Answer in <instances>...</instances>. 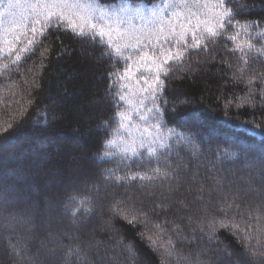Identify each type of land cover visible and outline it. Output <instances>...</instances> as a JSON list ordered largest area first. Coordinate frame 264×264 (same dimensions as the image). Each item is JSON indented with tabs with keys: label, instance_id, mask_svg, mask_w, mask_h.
Masks as SVG:
<instances>
[{
	"label": "trees",
	"instance_id": "16d2710c",
	"mask_svg": "<svg viewBox=\"0 0 264 264\" xmlns=\"http://www.w3.org/2000/svg\"><path fill=\"white\" fill-rule=\"evenodd\" d=\"M98 3L147 16L162 0ZM225 6L235 12L232 26L171 65L155 104L145 102L159 113H139L156 117L146 123L127 104L117 107L126 65L98 40L51 29L18 63L15 52L0 58V197L8 200L0 207V264H260L250 252L264 253V0ZM236 45L242 50L232 51ZM123 83L138 106L132 93L143 84ZM117 111L132 114V137ZM156 123L170 150L159 159L121 152L137 126ZM72 168L82 176L71 177ZM145 174L154 179L130 178ZM180 192V201L163 202ZM150 199L158 201L147 208ZM55 203L68 212L58 228L43 217Z\"/></svg>",
	"mask_w": 264,
	"mask_h": 264
},
{
	"label": "snow or ice",
	"instance_id": "6c2138e0",
	"mask_svg": "<svg viewBox=\"0 0 264 264\" xmlns=\"http://www.w3.org/2000/svg\"><path fill=\"white\" fill-rule=\"evenodd\" d=\"M209 4L212 5L211 8H208ZM225 4L226 0H162V4L153 5L146 16L140 7H121L117 10L115 6L111 8L102 6L98 0H25L24 3L21 0H8L7 4L0 0V8H2L0 10V58L11 57L15 52V60L11 63H18L22 53L29 52L30 47L38 44L37 37L45 35L51 29L70 32L81 38L98 40L111 49V54L118 61L126 65L122 73L117 76L121 82L120 88L127 89L123 94L118 95L117 107L119 108L121 102L127 104L130 108H134L139 120L146 123L149 119L156 117L139 115V113L146 108L145 102L149 97L155 104L156 97L159 95L158 90L163 85L161 77L168 75L171 65L182 62L187 50L199 49L204 38L218 37L227 26H232L235 12ZM236 23L240 24L239 21ZM241 27L246 31L248 27H252V24H242ZM29 31L30 38H28ZM6 36L11 39L5 40ZM189 36L193 41L191 44H188ZM22 37L27 38V44L17 48V44L24 42ZM228 39L235 41L236 36H230ZM181 48L184 50H180ZM238 50H242L240 45L232 49L234 52ZM3 67L7 68L8 64ZM115 74V72L108 73L110 87ZM125 80H134L137 86L143 84V87H138L135 93H132L138 99V106H134L133 101L129 99L132 89L130 85L123 83ZM146 111L159 113L158 108H146ZM116 116L120 128L132 137L133 133L126 127V122L127 125L132 123V114L117 111ZM256 127L259 128V126ZM136 131L139 135L124 142V147L121 149V152L129 158H140L141 150H144L149 157L159 159L162 150H170L167 138L161 134L160 123L142 128L137 126ZM107 143L119 147L115 141L109 140ZM110 155L111 153H105V156ZM152 171L160 173L159 168ZM130 178L152 180L154 176L145 174ZM0 201H2L0 207L8 202L6 197H0ZM74 201L79 204L85 203L83 200L76 201L75 197L70 198L69 203ZM5 219L27 223L30 218L18 219L15 215H10ZM250 255L253 257L258 255L260 264H264V253L250 252Z\"/></svg>",
	"mask_w": 264,
	"mask_h": 264
},
{
	"label": "rangeland",
	"instance_id": "374dc122",
	"mask_svg": "<svg viewBox=\"0 0 264 264\" xmlns=\"http://www.w3.org/2000/svg\"><path fill=\"white\" fill-rule=\"evenodd\" d=\"M249 7L250 8H256V7H261V4H258V3H249ZM189 149H190V147H188ZM224 153H226V152H222V154L224 155ZM209 154V152L208 151H206L205 152V156H207ZM232 167H234V168H238V165H232ZM79 172H81V171H79V168H72L71 169V177H74V176H76L77 175V173H78V175H81V173H79ZM82 176V175H81ZM71 184V183H70ZM99 184L101 185V188H102V190L103 191H105V189L107 190L108 189V186H107V184L106 183H104V182H102L101 183V181L99 180ZM184 186H186V185H184ZM75 187V189H83L84 188V186H83V184L81 183V184H78L77 185V187H76V185L74 184V185H72V186H70V188L69 189H71V188H74ZM185 188H186V190H185ZM184 188V192L186 193V194H188V192L189 191H191L190 189H192L191 188V185L189 186V187H185ZM188 188V189H187ZM176 189H174V191H175ZM248 191V190H247ZM107 191H105L102 195H101V197H106L108 194L106 193ZM177 197H175L174 195H168L167 196V200H166V202L165 201H163L164 203H167V204H172V203H175L176 201H180L181 199H183V197H181V192L180 193H176L175 194ZM148 197H149V195H147ZM156 201H158L157 199H154V200H151L150 199V203H148V205L146 206L147 208H149L150 207V205L151 204H154V203H156ZM58 203H55V204H52V206L50 207V209L48 210V211H45V214L43 215V217H44V220L47 222H49V223H51V225L52 226H54L55 225V227H60V225L62 224V223H64L65 221V219H64V215H66L68 212L66 211V209H65V207H63V208H60V207H58V205H57ZM98 222L96 223L97 224V226L98 227H101L102 226V222H101V220H97ZM50 225V228H52V226Z\"/></svg>",
	"mask_w": 264,
	"mask_h": 264
}]
</instances>
